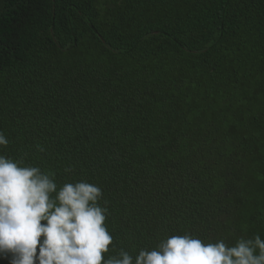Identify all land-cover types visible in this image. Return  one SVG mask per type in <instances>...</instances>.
Wrapping results in <instances>:
<instances>
[{"label":"trees","instance_id":"16d2710c","mask_svg":"<svg viewBox=\"0 0 264 264\" xmlns=\"http://www.w3.org/2000/svg\"><path fill=\"white\" fill-rule=\"evenodd\" d=\"M0 132L101 188L105 259L264 239V0H0Z\"/></svg>","mask_w":264,"mask_h":264},{"label":"clouds","instance_id":"9594fccd","mask_svg":"<svg viewBox=\"0 0 264 264\" xmlns=\"http://www.w3.org/2000/svg\"><path fill=\"white\" fill-rule=\"evenodd\" d=\"M8 143L0 132V148ZM23 163L0 155V259L9 264H264L259 235L231 246L173 235L135 258L120 250L105 259L113 237L105 226L108 209L99 205L101 188L87 181L58 188L54 174Z\"/></svg>","mask_w":264,"mask_h":264}]
</instances>
